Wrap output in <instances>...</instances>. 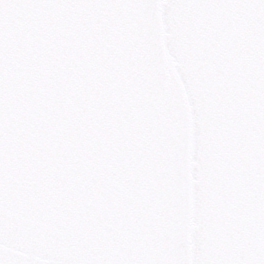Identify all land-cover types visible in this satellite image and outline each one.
Instances as JSON below:
<instances>
[{
  "label": "snow or ice",
  "instance_id": "6c2138e0",
  "mask_svg": "<svg viewBox=\"0 0 264 264\" xmlns=\"http://www.w3.org/2000/svg\"><path fill=\"white\" fill-rule=\"evenodd\" d=\"M0 264H264V0H0Z\"/></svg>",
  "mask_w": 264,
  "mask_h": 264
}]
</instances>
